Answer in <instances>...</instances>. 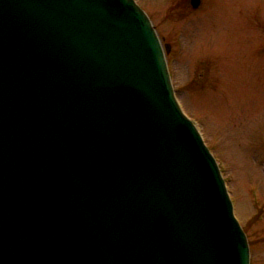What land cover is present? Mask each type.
<instances>
[{
  "label": "water",
  "instance_id": "95a60500",
  "mask_svg": "<svg viewBox=\"0 0 264 264\" xmlns=\"http://www.w3.org/2000/svg\"><path fill=\"white\" fill-rule=\"evenodd\" d=\"M169 52L134 0H0V264H249Z\"/></svg>",
  "mask_w": 264,
  "mask_h": 264
},
{
  "label": "rangeland",
  "instance_id": "374dc122",
  "mask_svg": "<svg viewBox=\"0 0 264 264\" xmlns=\"http://www.w3.org/2000/svg\"><path fill=\"white\" fill-rule=\"evenodd\" d=\"M162 44L173 89L214 156L264 264V0H134Z\"/></svg>",
  "mask_w": 264,
  "mask_h": 264
}]
</instances>
